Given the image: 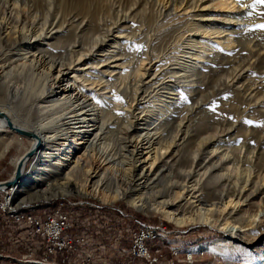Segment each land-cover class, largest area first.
I'll use <instances>...</instances> for the list:
<instances>
[{
  "label": "rangeland",
  "instance_id": "374dc122",
  "mask_svg": "<svg viewBox=\"0 0 264 264\" xmlns=\"http://www.w3.org/2000/svg\"><path fill=\"white\" fill-rule=\"evenodd\" d=\"M52 1H55L54 4H57V1L60 4L59 0ZM78 1L77 3H72L70 0L62 2L61 6L63 5L64 8L61 7V13L57 11L59 6L57 4V7L54 6L55 8L51 10L48 18L49 25L57 18L65 19L67 22L72 20L74 25L76 21L84 19L85 26L83 25L76 33V39L73 37L74 32L67 26L62 30L55 31L52 38L45 37V40L39 39L32 44L41 47L42 55L44 54L48 59H57V62L68 67L80 55H88L93 40L97 37H105L118 17L127 16L126 20L120 21L121 29L114 27L105 42L98 46V52H93L83 58V61L75 62L72 67L74 69H71L66 76L73 79L75 73L79 74V77L84 75L83 77L87 78L88 83L100 79V84L96 85L93 91L110 100L112 92L119 91L121 95L125 94L123 96L131 92L129 86L135 81H139L138 77L135 78L134 75L137 68H140L138 76L146 73L142 78L143 84L151 85L152 92L147 91L148 93L141 101L139 98L138 105L145 106L149 103L150 109H147L143 116L145 120L136 122L137 129L147 130V125L156 121V118L152 116L156 113L163 116L159 130L163 137L170 134L173 137L175 135L173 131L180 125H182L180 131L184 130L178 135L177 141L175 140L176 144H170L169 148L163 149L159 153L163 155V159L164 157L170 159L171 166L164 165L163 176L168 173L169 175L165 180L159 182L156 180L155 183H158L154 189L155 193H164L167 181H170V184L171 182L175 183L191 164L192 153L200 148L204 150V159L201 163L203 167L205 165L203 170L215 172L214 180L209 184V188L205 189L206 193H211V197L218 195L219 191H215L213 188L219 185L220 177L227 176L235 184V180L239 176L237 168L240 164L235 161L236 151L239 148H242V152L255 149L261 158L257 166L264 167V50L259 51L261 60L258 63L254 58H251L252 54L258 51L257 45L259 48L264 47V0H200L195 9L188 8L185 1L174 4L173 0ZM159 6H162L161 11L164 12L160 17L157 13L160 11ZM45 11L47 9H42L40 13ZM42 18L44 15L39 17L38 22L41 25L44 23ZM120 31L124 32L123 36ZM116 42L119 43L115 44ZM191 44L193 45L191 46ZM80 47L83 48L79 51ZM5 53L6 50H0V59L4 60L3 58L7 55ZM249 53L252 54L249 55ZM12 56L16 58L17 54ZM15 58L11 59L9 63H13ZM142 58H144L143 61H141ZM184 66L186 67L181 72V67L184 68ZM187 67L189 68L187 69ZM193 75L195 76L190 77ZM78 83L83 87L90 85L82 84L81 81ZM157 88L161 89L159 91L161 103L157 102V97L153 98L155 96L153 90H157ZM88 89L87 87V92H93ZM138 105L134 104L133 110H137ZM159 107H162L164 112L159 111L157 109ZM124 109L122 111L114 110V113H125ZM141 109L140 107L135 114L138 112L140 114ZM114 118L113 123L108 124L106 130L104 129L105 134L102 136L104 138L102 140L103 152H107L108 157L119 153L118 150L124 145V142L119 140L120 132H123V128H125L124 119L122 116H114ZM156 125L155 123L154 126ZM186 125L190 127L187 128ZM151 127L148 129L151 130ZM184 134L186 136L183 138ZM203 136L212 138L204 143ZM14 137L26 139L20 135ZM24 143L28 148L26 140ZM151 149H153L151 154H154L153 151L157 147L153 146ZM22 153H24V147L22 149L14 145L9 149L6 156L0 161V182L7 181L13 176L15 169L11 161ZM119 154L121 155L123 152ZM108 157L96 155L93 159H89V162L107 168L113 165L107 161ZM145 158L143 157V159ZM120 160H116V162ZM32 164L31 157L25 164L26 173L29 172ZM17 192L14 191V203H20L27 197V193L23 189H19ZM263 192L264 190L247 196V201L239 208L250 213L261 206L263 207ZM249 193L247 191V195ZM31 203H40L41 206L38 209H45L43 200ZM114 204L116 207L120 205L146 223L162 222L166 225L169 232L167 237L169 244L165 249V264H264V239L259 243H254L255 245L252 247L242 242H235L234 245L228 246V252H223L224 254L221 255L205 250L204 253L194 255L190 260L191 248L220 238L226 239V235L204 226L177 228L157 214L136 211L124 201ZM260 233L261 231H255V237ZM0 234H2L1 229ZM251 240H255L254 237L247 239L248 242ZM236 247L243 248L242 252ZM173 249L175 252L171 253ZM246 251L252 253V261L245 260L248 255ZM0 264H4L3 261H0Z\"/></svg>",
  "mask_w": 264,
  "mask_h": 264
},
{
  "label": "bare ground",
  "instance_id": "6f19581e",
  "mask_svg": "<svg viewBox=\"0 0 264 264\" xmlns=\"http://www.w3.org/2000/svg\"><path fill=\"white\" fill-rule=\"evenodd\" d=\"M70 1L77 3V0ZM184 1L188 8L195 9L200 0H173V3L177 4ZM62 2L65 0H59L60 4L57 1L59 5L57 7V4H54L55 1L52 0H0V50H6L5 54H7L3 58L4 60L0 59V161L14 145L22 149L24 147V153L14 157L11 161L14 169H16L22 162L24 155L36 145L37 139L39 140L38 150L32 156L31 169L28 173L25 172L27 162L25 161L20 179L12 186L16 192L23 189L27 193V197L19 204L28 205L38 200L49 201L53 196L74 192L79 196L96 199L102 204L112 205L118 201H124L136 211L157 214L177 228L204 226L226 235V239L220 238L191 248V257L201 252L204 253L205 250L214 251L217 255L224 254L223 252L229 251L228 246L234 245L235 242H242L252 247L262 241L264 239V204L261 202L263 207L258 209L255 207L257 210L250 213L239 208L241 204L247 201V196L264 190V167L257 166L260 162L259 159H261L257 155V151L248 149L242 152V148L236 151L235 161L241 165L239 168L235 164L238 167L237 174L239 176L235 180V184L227 176L220 177L219 185L213 188L215 191H219L218 195L214 197H211V193L205 192V189L209 188V184L214 180L215 172L203 170L205 167V165L204 167L201 165L204 159L203 148L192 153L191 164L175 183L172 184L171 182V185L170 181H167L165 192L155 193L154 189L157 183L165 180L169 175L168 173L163 176L164 165L171 166L169 164L170 159L168 157L163 159V155L159 153L161 150L169 148L170 144L175 143L180 132L184 131H180L182 125L173 131V133L175 132L173 137L172 134L163 137L159 131L163 116L155 113L152 116L156 118V121L147 125V130L137 129L136 122L145 120L143 116L146 114V110L150 109L148 102L145 106L138 105L139 98V101L143 100L151 88V85L145 86L143 84L142 78L146 73L138 76L140 68L134 72L135 78L138 77L139 81H135L129 86L131 92H128L126 96H123L125 94L121 95L119 91L117 93L112 92L110 100L93 91V88L100 84V79L88 83L87 78L83 77L84 75L79 77V74L77 75L75 72L73 79L66 76L71 69H74L72 67L75 62L83 61V58L97 51L98 46L105 42L107 36L113 32L114 27L121 29L120 21L126 20L127 16L118 17L105 37L98 38L96 36L97 38L92 42V47L90 46L89 54L80 55L74 63H70V65L68 63L69 66L66 65L68 67L57 62V59L51 60L44 54L42 55L41 47L39 48L32 42L39 39L45 40V37L52 38L55 31L62 30L67 26L74 32L73 37L77 38L76 33L83 25L85 26L84 19L76 21L74 25L72 20L68 23L65 19L59 20L58 18L49 25L48 18L51 10L56 6L57 11L62 12ZM42 9H47V11L41 14L40 10ZM161 9L162 6L157 12L159 17L164 14ZM40 15H44L42 25L38 22ZM67 23L68 25H66ZM94 34L96 35V33ZM64 36L66 35L64 34ZM117 43L119 42L115 44ZM256 47L258 51L254 54L249 53V55L252 54L251 58H254L255 62L258 63L261 60V52L259 53V51L264 50V47L259 48L258 45ZM82 48L80 47L79 51ZM13 54H17V57H13ZM14 58L15 61L9 63ZM251 58L249 56V59ZM6 61L8 63H5ZM185 67H181V72ZM79 81L82 84L90 85L83 87L78 83ZM87 87L93 92H87ZM160 90L159 88L153 90L155 95L153 98L157 97V102L161 103L159 100L161 98ZM134 104L138 105L137 110L142 108L140 114L139 112L135 114L137 110H133ZM118 109L121 111L124 109L125 113H114V110ZM157 109L162 111V107ZM114 116H122L124 119L125 128H123V132H120L121 137L119 138L124 142V145L118 150L119 153L123 152V154L114 153L108 157L109 154L103 152L102 140L104 138L102 136L105 134L104 129L106 130L107 125L115 120ZM155 123L156 126H154ZM8 124L15 129L29 132L35 136V138L26 137L28 148L24 145L25 140L14 137L19 134L11 129ZM150 127L151 130L148 129ZM188 127L190 126L188 125ZM203 138L205 143L212 137L203 136ZM153 146H156L157 149H154V154H151ZM94 155L108 157L107 161L113 165L105 168L95 163L92 164L89 159H93ZM263 155L261 154V156ZM143 157L146 158L143 159ZM116 160L120 161L117 163ZM156 180L157 183H155ZM2 190L0 188V191ZM32 191L33 193H31ZM247 191L250 192L248 195ZM12 200L14 199L12 198ZM257 204L259 203L257 202ZM255 231H261L259 236L255 237ZM249 237H254L255 240L248 242ZM236 248L241 252L243 250V248ZM246 253L248 255L245 260L252 261V253L248 251Z\"/></svg>",
  "mask_w": 264,
  "mask_h": 264
},
{
  "label": "built area",
  "instance_id": "2783aa9c",
  "mask_svg": "<svg viewBox=\"0 0 264 264\" xmlns=\"http://www.w3.org/2000/svg\"><path fill=\"white\" fill-rule=\"evenodd\" d=\"M14 191H0L4 264H165L169 232L162 222L79 195L38 209L40 203H14Z\"/></svg>",
  "mask_w": 264,
  "mask_h": 264
},
{
  "label": "water",
  "instance_id": "95a60500",
  "mask_svg": "<svg viewBox=\"0 0 264 264\" xmlns=\"http://www.w3.org/2000/svg\"><path fill=\"white\" fill-rule=\"evenodd\" d=\"M8 126L13 129L14 131H16L19 135L21 136H24V137H34L35 136L29 132H26V131H23V130H20V129H15L14 127H12V125L8 124ZM38 146H39V140L37 139V143L36 145L29 151L27 152L23 159H22V162L19 163L18 167L15 169L14 173H13V176L7 180V181H4V182H0V188L5 190V189H8L12 186H14L16 184V182L20 179L21 175H22V172H23V164L25 161H29L31 159V157L33 156V154L36 152V150H38ZM69 195H78V194H75L74 192H72L71 194H62V195H56V196H53L51 197V199L49 201H44V202H50L52 199H58V198H62V197H66V196H69Z\"/></svg>",
  "mask_w": 264,
  "mask_h": 264
}]
</instances>
